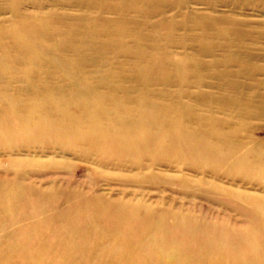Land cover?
<instances>
[{
    "label": "bare ground",
    "instance_id": "1",
    "mask_svg": "<svg viewBox=\"0 0 264 264\" xmlns=\"http://www.w3.org/2000/svg\"><path fill=\"white\" fill-rule=\"evenodd\" d=\"M24 1L0 0V13L8 12L12 17L10 23L0 26V147H51L62 142L65 147L96 158L100 165L137 170L144 169L146 162L156 165V156L176 153L185 160L199 161L202 168L216 162L264 168V153L260 151L239 156L242 128L239 123H231L230 118L235 109L239 119L244 113L264 116L263 101L255 99L264 94V81L257 78L264 69L246 67L256 66L258 57L256 49L245 42L254 40V30L243 31L236 28L239 23L234 19L221 20L214 14L179 12L190 0H118V6L111 4L113 0H58L57 5L75 6L83 14L71 17L52 10L42 19L32 16L28 22L21 12ZM223 1L239 6L257 2L264 8V0ZM199 2L213 10L212 0L196 1ZM33 3L40 7L43 2ZM167 9L178 10V14L169 18ZM90 10L97 14L91 17ZM104 13L113 17L103 16ZM3 23L6 21L0 22ZM178 31L182 33L179 37ZM100 37L105 38L103 44ZM59 38L60 43L47 45ZM233 46L236 50L230 52L229 47ZM176 47L191 52L181 58ZM218 50L230 52L240 67L233 69L227 67L226 61L215 59L206 67L204 61L197 59L212 57ZM101 55L110 59V68L105 71L98 70L104 66ZM119 56L123 59L116 60ZM261 58L264 60V55ZM184 60L190 67H181ZM222 64L226 67H219ZM260 85L262 91L256 92ZM203 87L216 88L217 92L205 91ZM219 114L224 118L217 117ZM18 129L23 131L22 136L13 133ZM119 158L139 159V163L121 162ZM13 192L14 189H5V195L0 196V210L13 207V203H6ZM22 197L18 195L16 200ZM60 197L46 193L23 200L26 208L33 209L32 213L54 210L48 224L56 235L46 238L54 243L60 241L61 249L57 252V247L46 255L60 256L62 264H229V254L230 264L264 262V236L248 242L246 260L241 262L238 258L242 255L236 252L209 253L212 243L201 240L197 229L186 219L177 218V231L171 233L162 218L158 220L153 214L135 222L136 209L120 210L113 217L114 211L86 199L64 210ZM80 206L83 208L79 217L69 213ZM263 214L258 218L264 227ZM116 221L145 224L137 252L130 247L135 242L130 237L135 231L131 228L124 230L126 236L114 237L107 251L101 250L107 244L101 234L112 231L110 227L118 224ZM159 225L165 233L159 230L155 235L153 230ZM181 238L185 240L179 241ZM43 252L38 251L37 256H43ZM0 263L43 261L0 259Z\"/></svg>",
    "mask_w": 264,
    "mask_h": 264
},
{
    "label": "rangeland",
    "instance_id": "2",
    "mask_svg": "<svg viewBox=\"0 0 264 264\" xmlns=\"http://www.w3.org/2000/svg\"><path fill=\"white\" fill-rule=\"evenodd\" d=\"M41 1L43 3L40 7L35 6L34 0L23 2L21 12L24 14L23 18L27 19L26 22L32 16L44 17L52 10H57L59 13H69L71 17H79L83 14V10L75 6L66 8L57 5L58 0ZM70 1L72 0H64L63 2L68 3ZM196 1L190 0L187 7L179 10V12L194 11L201 14H214L221 20L225 18L234 19L239 23L236 28H241L243 31L250 28L254 30V40L245 42L249 45L248 47L256 49L255 52L258 57H255L256 66L247 65L246 67L258 66L264 69V60L261 58L264 55L263 6L257 2L239 6L233 1L227 3L223 0H212L213 10H211L204 3H196ZM111 4L118 6L120 3L118 0H113ZM177 11L167 9L166 14L170 18L172 15L178 14ZM89 14L92 17L97 12L90 10ZM103 16L113 17L111 13H104ZM157 19L155 18L154 21ZM176 19L181 20L180 17ZM10 20H12L10 13H0V22L6 21L0 26L3 27L10 23ZM39 26H43V24ZM180 34H182L181 31H178L176 36L179 37ZM60 42L59 38L51 40L47 45ZM99 42L103 44L105 38L100 37ZM46 43L45 41L44 44ZM174 50L180 54L181 58L186 56V53L191 52L187 50L185 53L177 47ZM233 50H236L234 46L229 47L230 52ZM230 52L224 53L218 50L212 57L198 56L197 59L204 61L206 67H210L209 62L214 59L226 61L227 67H233V69L240 67V63L230 57ZM63 54L66 59H70V55ZM122 59L123 57L119 56L116 60ZM101 62L104 66L99 67L98 70L105 71L110 68V59L107 56L101 55ZM187 63L185 60L182 61L181 67L183 65V67H190L187 66ZM144 66L145 68L149 67L148 64H144ZM20 67H27V65ZM219 67L226 66L222 64ZM257 78L264 81V72H258ZM241 80L245 81L244 78ZM205 81L211 82V79ZM261 87L262 85L258 86L255 91L261 92ZM202 89L208 92H217L216 88L203 87ZM190 90L195 92L197 88ZM257 97L255 96V99L262 100L264 104V94L263 98ZM230 114L231 123H239L242 128V131H239V136L242 138L237 148L239 156L249 155L251 151L264 153V116L244 113V117L239 119L236 109ZM223 116L219 114L217 117L224 118ZM13 133L15 136L23 135V131L20 129L14 130ZM176 155L178 154L168 157L156 156L158 160L156 165H149L150 163L146 162L144 169L137 170L100 165L96 158L82 155L75 148L65 147L62 142L51 147H0V196L5 195L7 188L15 191L6 200V203H13V207L10 210H0V256H3L0 259L14 262L41 259L43 264L55 262L62 264L60 256L46 255L53 253L57 247V252H60L61 249L60 241L54 243L55 241L52 242L46 238L48 235H56L48 224L50 214L54 213V210L51 208L52 210L48 212L37 213L34 211L32 213L33 209L26 208L24 206L25 200H23L53 193L61 196L64 205L62 209L64 210L68 209L72 203L84 201V199L98 203L104 209L108 207L110 211H114L111 214L113 217H117L114 214L120 210L132 211L136 209L135 222L143 220L141 218L144 216L148 217V215L153 214L152 216L158 220L162 218L166 230L171 233L177 231V225H179L177 218L186 219L188 224H193V227L197 229L201 240L212 243L208 247L209 253H216L219 250L228 251L231 254L236 252L242 255L238 259H241V262L245 261L244 252L248 250L245 248L248 242H255L264 236V227L258 218L264 212V168L249 169L243 164L228 165L218 162L204 165L202 168L199 161L185 160ZM118 160L139 163V159L127 161L129 159L119 158ZM16 194L23 196L19 198L22 200H16L18 197ZM74 208L69 213L79 217L83 206ZM112 220L114 219L110 221ZM110 221L108 220L109 223ZM116 222L118 224L110 227L112 231L101 234L104 237L103 242L107 243L106 248H101V250L107 251L109 249L107 246H112L114 237L126 236L124 230L131 228L130 230L135 231L130 237L134 238L135 242L130 247H133L134 252H137L139 241L144 238L143 226L145 224L142 226V224L135 223L127 224L125 221ZM33 225H36V229L33 228ZM160 225L159 228L156 226V229L153 230L155 235L159 234V230L165 233L162 229L164 227ZM194 237L195 239L198 238L197 234ZM178 240L182 242L185 239ZM53 244L58 246L55 245L54 248ZM40 250L44 251L43 256L38 257L37 253ZM11 254L12 257H7ZM196 254H199V250L196 251ZM228 256L232 261V257H230L232 255L229 254ZM228 256L223 255V258L226 260ZM103 261L105 260L102 259L101 262ZM230 261H228L229 264ZM196 262L193 264H199ZM150 264H159V262Z\"/></svg>",
    "mask_w": 264,
    "mask_h": 264
}]
</instances>
